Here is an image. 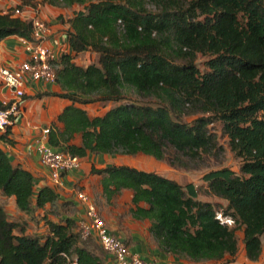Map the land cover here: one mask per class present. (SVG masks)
Segmentation results:
<instances>
[{"label":"trees","instance_id":"16d2710c","mask_svg":"<svg viewBox=\"0 0 264 264\" xmlns=\"http://www.w3.org/2000/svg\"><path fill=\"white\" fill-rule=\"evenodd\" d=\"M148 2L157 3L159 12L148 11ZM182 2L22 0L0 11V42L12 36L31 40V21L13 16L15 9L47 5L71 11L66 19L57 17L68 26L69 52L53 64L60 92L51 94L69 105L58 115L60 127L50 130L48 144L79 159L143 155L162 161L169 150L196 156L213 147L208 126L219 123L242 164L239 174L224 168L202 180L226 202L220 217L231 220L230 226L217 219L212 204L197 200L191 184L182 187L124 164L91 172L101 177L107 203L123 190L132 193V218L150 223L149 233L166 254L231 264L241 231L245 254L255 261L264 242V0ZM83 54L93 55L92 61L78 65ZM198 55L206 57L204 71L195 64ZM126 89L160 104L128 102ZM94 103L114 106L90 117L84 107ZM184 111L200 116L187 123ZM0 195L28 217L58 200L47 186L36 191L32 174L13 165L1 148ZM75 227L70 218L49 220L43 236L28 234L0 202V264H65L63 255L77 264H106L78 246Z\"/></svg>","mask_w":264,"mask_h":264},{"label":"crops","instance_id":"0c3cea01","mask_svg":"<svg viewBox=\"0 0 264 264\" xmlns=\"http://www.w3.org/2000/svg\"><path fill=\"white\" fill-rule=\"evenodd\" d=\"M21 1L0 0V11L5 13L10 8H16L21 4ZM61 10L47 5L38 8L28 5L23 6L20 10L23 14L21 19L32 20L36 18L49 26L50 32L45 39L55 53L57 60L63 53L69 52L65 35L68 26L57 20V17L62 13ZM27 59L28 54L19 41V37H8L0 42V66L14 68ZM59 92L60 87L56 83L37 82L29 84L25 89L21 103V113L13 119V124L8 128L9 133L6 139L9 141L2 138L6 132L0 134V148L6 153L13 165H18L32 174L36 191L47 186L53 189L58 196L56 204H67L71 208L72 211L69 216H65L62 221L70 218L75 221V225L77 224L83 212L75 200V194L80 191L85 192L95 204L108 231L123 240L131 253L147 260H155L158 264L181 262L180 257L166 254L159 248L149 233L150 223L147 220L140 221L132 218L130 213L132 193L129 190L121 191L120 195L113 198L110 203H107L103 197L100 185L101 177L91 171L103 169L109 165H122L117 164L116 160L113 161L114 157L87 155L80 159L81 168L79 170L62 173L61 185L53 188L48 171L38 162L36 140L39 138L41 129L49 128L51 131H55V128L60 127L56 121L57 117L69 105V102L51 95ZM11 99V94L6 89L0 88V102ZM103 260L109 264L105 255Z\"/></svg>","mask_w":264,"mask_h":264},{"label":"rangeland","instance_id":"374dc122","mask_svg":"<svg viewBox=\"0 0 264 264\" xmlns=\"http://www.w3.org/2000/svg\"><path fill=\"white\" fill-rule=\"evenodd\" d=\"M184 2L182 3L184 4ZM146 9L152 13H157L160 10L158 4L153 2H148L146 4ZM61 12L62 13L59 16H62L63 19H66L71 15V11L69 9H62ZM92 58L93 55L91 54H83L78 56L76 60L78 64L86 65L92 61ZM205 61V56L198 55L196 57L195 64L200 71L205 70ZM124 96L126 101L139 105H149L151 107H156L160 104L159 99L155 97H144L137 95L130 89L124 90ZM113 106L114 104L94 103L85 106L84 109L87 111L90 117H94L103 115L109 108H112ZM199 116L200 115L192 116L189 115V111H184L181 119L189 123ZM208 131L213 136V147L207 152L199 153L196 156L175 154L172 150H169L167 158L162 161H156L143 155H137L134 157L116 155L114 156L115 159L112 160H116L115 162H117V164L128 165L138 170L156 172L161 176L177 182L182 187H185L188 184L193 185L197 190V200L212 204L218 211L217 214L219 215L217 217L221 218V209L226 206V202L209 193L207 185L204 183L202 178L205 174L211 171L224 168L239 174L242 162L230 150L228 139L222 134L221 125L219 123L215 122L209 125ZM0 202L3 205L10 220H13L19 224V226L26 225L28 227V234L38 236H43L45 234V224L47 221L50 220L61 222L62 219L65 216H69L72 211L67 204L57 203L53 206H47L43 209L35 210V212L28 217L16 210L12 199H5L0 195ZM221 220H224V218L222 217ZM75 232H77L76 227ZM237 236L238 249L235 257L231 259V264H264V242L260 256L255 261H251L247 258L244 251L242 243L243 233L239 231L237 232ZM77 244L78 246L86 248L96 256L103 259L104 253L93 240H81L78 236ZM179 260L181 262L174 264H199L183 257H180ZM208 264L213 263L208 262Z\"/></svg>","mask_w":264,"mask_h":264},{"label":"built area","instance_id":"2783aa9c","mask_svg":"<svg viewBox=\"0 0 264 264\" xmlns=\"http://www.w3.org/2000/svg\"><path fill=\"white\" fill-rule=\"evenodd\" d=\"M13 16L21 17L23 14L19 9H15ZM30 21L32 23L31 40L19 38L28 54V59L14 68L0 66V88L6 89L12 97L9 101L1 102L6 108L0 109V134L5 133L13 124V119L21 113V103L29 84L56 83L53 64L57 61V57L45 39L50 32L49 26L36 18ZM49 134V128L40 130L39 138L36 140V152L39 164L48 171L49 180L53 188H56L61 185V174L79 170L81 161L76 156L50 147ZM75 200L83 212L76 224L79 238L93 240L106 256L107 263L158 264L155 260H147L131 253L123 240L111 234L87 193L77 192ZM217 219L228 226L232 224L231 220H221L219 217ZM63 257L66 259V264H77L76 258L70 259L66 255Z\"/></svg>","mask_w":264,"mask_h":264}]
</instances>
